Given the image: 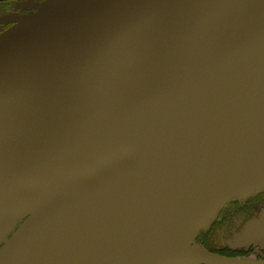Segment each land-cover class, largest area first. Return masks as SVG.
Wrapping results in <instances>:
<instances>
[{
    "label": "water",
    "instance_id": "95a60500",
    "mask_svg": "<svg viewBox=\"0 0 264 264\" xmlns=\"http://www.w3.org/2000/svg\"><path fill=\"white\" fill-rule=\"evenodd\" d=\"M1 21L0 264H264L197 243L264 178V0Z\"/></svg>",
    "mask_w": 264,
    "mask_h": 264
},
{
    "label": "flooded vegetation",
    "instance_id": "af4514ba",
    "mask_svg": "<svg viewBox=\"0 0 264 264\" xmlns=\"http://www.w3.org/2000/svg\"><path fill=\"white\" fill-rule=\"evenodd\" d=\"M44 0H0V19L10 16H23L35 11V5ZM14 25L13 22H0V34ZM264 211V190L255 192L246 199H234L218 213L211 228L197 241L208 251L231 259L260 258L264 260L256 247L242 249L229 243L233 237L241 236V230L261 217ZM218 235V236H217ZM236 245V244H235ZM259 253V254H258Z\"/></svg>",
    "mask_w": 264,
    "mask_h": 264
},
{
    "label": "rangeland",
    "instance_id": "374dc122",
    "mask_svg": "<svg viewBox=\"0 0 264 264\" xmlns=\"http://www.w3.org/2000/svg\"><path fill=\"white\" fill-rule=\"evenodd\" d=\"M49 1H51V0H44L42 3L36 4L35 5V11H37L39 8H41V6L43 4H45L46 2H49ZM31 13H33V12H30L28 14H31ZM252 194L253 193L247 195L246 197H240V198L244 200V199H246L247 197H249ZM217 216H218V214L216 215V217H215V219L213 221H211L207 226H205V228L201 231V233L206 232V231H208L211 228V226L215 222ZM253 225H255V226L257 225V226L251 229V227ZM16 228H17V225L15 227H13L10 231H8L4 235V238L5 239L9 238L10 235L14 232V230ZM241 231H242L241 232V234H242L241 236H237L236 238L233 237L232 240L229 242V243H231L232 246H237V248L240 247L242 249H248L250 247H256L257 250L259 252H261V254L264 253V211L261 214V217L259 219H255V220L251 221L247 225V227L243 228V230H241ZM200 236L201 235L197 236V241L199 240ZM2 245H3V243L0 244V248H1ZM237 260L248 261L250 263H262V262H264V260H261L260 258H256L255 259L253 257L241 258V259H237Z\"/></svg>",
    "mask_w": 264,
    "mask_h": 264
},
{
    "label": "bare ground",
    "instance_id": "6f19581e",
    "mask_svg": "<svg viewBox=\"0 0 264 264\" xmlns=\"http://www.w3.org/2000/svg\"><path fill=\"white\" fill-rule=\"evenodd\" d=\"M264 190V178H262L260 181L256 182L251 187L247 188L246 190L238 193L234 198L235 199H241L240 197H246L247 195L255 192H259ZM234 198L232 200H234Z\"/></svg>",
    "mask_w": 264,
    "mask_h": 264
}]
</instances>
